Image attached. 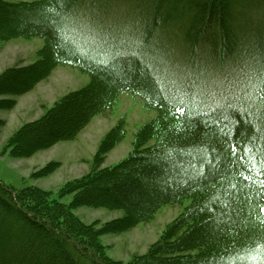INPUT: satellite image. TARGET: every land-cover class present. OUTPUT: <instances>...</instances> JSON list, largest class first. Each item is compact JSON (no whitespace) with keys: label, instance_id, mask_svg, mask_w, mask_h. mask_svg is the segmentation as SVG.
I'll use <instances>...</instances> for the list:
<instances>
[{"label":"trees","instance_id":"obj_1","mask_svg":"<svg viewBox=\"0 0 264 264\" xmlns=\"http://www.w3.org/2000/svg\"><path fill=\"white\" fill-rule=\"evenodd\" d=\"M90 1L101 14L113 6V0ZM117 1L121 7L131 2ZM84 2L77 0L66 6L67 0H36L10 4L3 11L18 22L0 30V35L44 37L48 41L46 54L53 56L54 52L56 64L78 67L111 84L75 127L63 134L52 132L48 138L35 136L71 106L81 107L84 93L69 95L39 121L24 125L10 139L9 146L21 152L31 148L29 151L34 152L59 140L71 139L92 115L111 105L113 94L134 93L169 119L161 118L151 130L145 128L128 158L106 171L95 167L84 180L63 190L66 193L76 190L78 204L123 209L137 222L148 221L166 204L194 199L185 216L170 227L172 233L185 230L183 235L164 244L159 251L171 257L153 261V256H149L129 264H264V212L261 211L264 175L258 174L264 173V21L259 22V28L244 32L247 26L244 20L240 23L243 26H234V18L248 17L253 9L260 12L264 0H149L147 15L139 18L133 32L137 33V47L132 53L120 54L121 49L114 45L112 56L107 53L102 58L100 50H94L91 56L86 47L68 38L70 28L65 25L66 19ZM141 5L142 0H138L139 10ZM5 16L0 13V21ZM261 17L264 18V12L257 19ZM56 33L61 40L60 48L55 47ZM155 38L164 39L168 46L159 52L155 48L153 52L149 45ZM148 54L152 59L164 55L165 59L178 58L186 63V68H180L179 62L174 64V70L171 68L188 74L181 81L184 88L179 92L171 90L166 67L147 59ZM70 56L74 57L71 61ZM137 61L150 71L153 67L160 70L159 75L153 72V76L163 92L166 108L158 104L159 97L154 92L143 88L134 78ZM196 66L218 72L230 67L228 76L216 81L214 99L205 90H196L194 77L198 75L192 73ZM249 83H253L252 88ZM180 107L186 111H177ZM241 116H246V122L240 125L246 131L237 133V139H242L248 149L249 160L245 165L252 167L249 180L244 179L247 173L243 168L232 163L233 134ZM205 121L207 125L200 127ZM154 138L155 145L139 149ZM253 159L254 166L249 163ZM142 179L149 180L150 187ZM111 191L131 198L137 196L143 201L137 205L127 203L111 195ZM238 196L249 197L253 208L240 214ZM191 222L194 224L188 226ZM96 226L81 222L50 192L36 188L17 191L0 183V264H122L112 261L102 246H98V238L106 227ZM195 250L200 253L186 255Z\"/></svg>","mask_w":264,"mask_h":264},{"label":"rangeland","instance_id":"obj_2","mask_svg":"<svg viewBox=\"0 0 264 264\" xmlns=\"http://www.w3.org/2000/svg\"><path fill=\"white\" fill-rule=\"evenodd\" d=\"M34 1L36 0H0V13L5 16L6 12L3 11L10 4L18 5ZM129 1L131 2L121 7L117 0H113V4L111 3L113 6L108 7L105 14H101L93 1L86 0L66 19L65 25L70 28L68 36L70 42H77L80 46L86 47L91 56L94 50H100V58L107 53L112 56L111 50L113 51L114 45L121 49H118L120 54L132 53L137 47L135 37L137 33L133 32L137 28L136 24H139V18L146 17L150 4L149 0H142V7L139 10L138 0ZM110 8L112 10L108 11ZM259 8L262 9L260 12L253 9L248 17L234 18V26H243L240 23L245 21L244 24L247 26L243 32L259 28V22H263L264 18L261 17L263 19L258 20L257 16L264 12V5ZM137 12L139 13L136 14ZM9 18L6 15L4 20L0 21V30L17 24L18 21L13 20L12 17ZM100 25L104 27L100 28ZM128 33L132 36L127 35ZM47 44V39L39 36L7 38L0 35V183L17 191L36 188L50 192L58 203L70 208V211L84 224H96L97 229L106 227L98 238V246H102V251L112 261L129 264L137 258L149 256H153L151 258L153 261L162 257H171L159 251L164 244L177 241L185 232L181 230L172 233L170 227L185 216L187 209L194 203L193 198L166 204L160 207L148 221L137 222L128 211L123 209L78 204L75 196L79 193L76 190H72V193H66L63 190L69 184H77L84 180L92 174L95 167L106 171L128 158L134 152V143L137 142L143 130L153 129L161 118L169 119L167 115H160L158 110L134 93L120 92L113 94L111 105L92 115L86 126L75 133L71 139L59 140L42 150L34 151L35 153L29 151L31 148L23 149L21 152L9 146L10 139L24 125L39 121L49 109L54 108L58 102L69 95L84 93L86 97L81 107L71 106L35 136L48 138L49 134H53L52 132L63 134L70 127H75L83 113L93 103L98 102L102 93L111 86L103 79H95L91 73L78 67L56 64L54 52L53 56L51 53L46 54ZM168 44L164 39L155 38L149 46L153 52L155 48L159 52ZM175 53L178 54V51ZM159 56L163 58L152 59L149 54L146 58H151L160 66L164 65L167 74V68L174 70V64L178 65V62L180 68H186V63L178 58L165 59L164 55ZM229 70H231L230 67L222 69L225 75L221 80L228 76ZM163 72L165 77V71ZM185 74H187L186 71ZM185 77L176 79L169 75L167 77L168 83L171 84L169 88L177 92L182 90L184 87L181 81ZM195 82L197 91L205 90L208 97L213 96L212 99H214L216 92L213 87H216V81L206 82L197 76L194 77ZM247 85L252 88L253 83ZM218 88L227 90L228 87ZM229 96L230 94H227V97ZM155 144L154 138L139 149ZM21 153L24 156H17ZM137 178L134 177L135 180ZM142 182L146 184V187H150L149 180L142 179ZM99 190L102 191L101 188ZM109 193L123 198L127 203L137 205L139 201H143L137 196L131 198L112 191ZM243 197H237L240 214H242L241 211H250L253 208L251 204H254L249 203V197ZM193 224L191 222L188 226ZM199 253L200 251L195 250L186 252V255Z\"/></svg>","mask_w":264,"mask_h":264},{"label":"snow or ice","instance_id":"obj_3","mask_svg":"<svg viewBox=\"0 0 264 264\" xmlns=\"http://www.w3.org/2000/svg\"><path fill=\"white\" fill-rule=\"evenodd\" d=\"M77 3V0H67V5L69 4H74ZM57 38L55 42V47L60 48L61 47V40L59 39L58 34L56 33ZM74 57H69V60L71 61ZM100 67H107V65H101ZM168 74L176 79H181L184 76L188 75L185 73H181L178 71H173L171 68H167ZM153 72H156L157 75L160 74V70L156 67H153V69L150 71L148 67L141 65L139 61L136 62L135 66V79H138L141 82V85L143 88L154 92L158 97V104L163 107H167L163 92L162 90L158 87L155 77L153 76ZM193 74H197L200 76V78L204 79L206 82H211V81H218L221 82V78L224 77L225 73L224 72H216L214 69L209 70L207 68L205 69H200L199 67H196L194 71H192ZM177 111L184 113L186 109L184 107H180L177 109ZM246 122V116H241L236 123V133L233 134V140L235 143H232V156L234 157L232 163L234 165H239L240 167L243 168L244 172L247 173V175L244 176L245 180L251 179V171L252 167L246 166L245 161L249 160L248 156V149L245 146V143L242 139H237V133L241 131H246V129H241L240 125ZM207 125V121H205L203 124L199 125L200 127H205ZM227 139V136L225 137ZM231 143V141H230ZM249 163L254 166L255 160L249 161ZM259 175H264V173H258ZM261 185L264 186V180L261 181ZM262 212H264V208L261 209Z\"/></svg>","mask_w":264,"mask_h":264}]
</instances>
